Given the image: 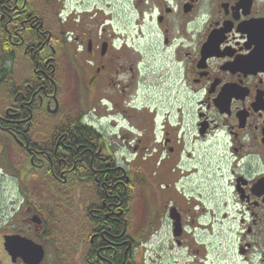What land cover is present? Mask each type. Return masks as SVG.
<instances>
[{
  "label": "flooded vegetation",
  "instance_id": "af4514ba",
  "mask_svg": "<svg viewBox=\"0 0 264 264\" xmlns=\"http://www.w3.org/2000/svg\"><path fill=\"white\" fill-rule=\"evenodd\" d=\"M148 251L264 264V0H0V264Z\"/></svg>",
  "mask_w": 264,
  "mask_h": 264
},
{
  "label": "rangeland",
  "instance_id": "374dc122",
  "mask_svg": "<svg viewBox=\"0 0 264 264\" xmlns=\"http://www.w3.org/2000/svg\"><path fill=\"white\" fill-rule=\"evenodd\" d=\"M132 36L134 37L135 34H132ZM140 252L142 251L140 250ZM158 253L159 252L157 251H148V253L147 252L144 253V256L146 257V260H149L150 263L155 264L154 261L158 260V256H159Z\"/></svg>",
  "mask_w": 264,
  "mask_h": 264
}]
</instances>
